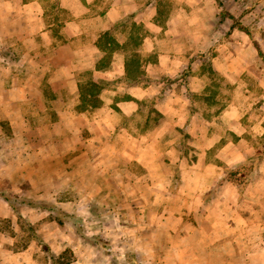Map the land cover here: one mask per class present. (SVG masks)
<instances>
[{"label": "crops", "instance_id": "1", "mask_svg": "<svg viewBox=\"0 0 264 264\" xmlns=\"http://www.w3.org/2000/svg\"><path fill=\"white\" fill-rule=\"evenodd\" d=\"M174 1L161 16L158 0H0V132L20 143L19 154L0 150L8 183L0 191L17 181L48 184L45 168L59 179V145L83 140L138 161L153 191L170 193L172 171L158 145L175 142L167 139L179 129L196 145L177 158V191L196 226L159 264H264V64L246 30L220 23L215 0ZM133 53L137 82L127 78ZM210 69L225 94H216ZM88 80L102 86L101 101L82 109L80 83ZM35 142L43 146L29 152ZM252 160L247 174L235 171ZM5 201L0 195L2 211ZM7 236L0 232V264L23 262L30 247L11 255ZM149 247L158 264L161 253Z\"/></svg>", "mask_w": 264, "mask_h": 264}, {"label": "rangeland", "instance_id": "2", "mask_svg": "<svg viewBox=\"0 0 264 264\" xmlns=\"http://www.w3.org/2000/svg\"><path fill=\"white\" fill-rule=\"evenodd\" d=\"M158 1L161 16L176 7L174 0ZM215 7L220 23L236 26L250 34L258 48L259 60L264 64V0H215ZM210 76L217 79L219 88L216 94H225L228 89L222 84V79L211 69ZM218 101L221 108L226 103L220 97ZM152 106L153 103H148L143 107L151 114ZM33 107L31 103L30 110ZM155 117L159 119L157 115ZM1 123L4 124L2 120ZM155 130L154 127L148 128L149 132ZM184 133L174 129L167 140L175 142L158 145L162 158L166 159L172 171L170 186L174 191L170 193L153 191L152 178L144 173L146 169L127 156L118 158L113 147H90L84 145L83 140L70 145L61 143L59 147L62 153H66V158L60 161L59 179L56 172L45 168L48 184L32 186L31 183L17 181L15 190H6L21 214L7 201L4 202L6 207L0 210V232L8 236L7 240L2 239L3 244L13 250L11 255L30 247V255L21 256L19 260L24 261L19 264H51V253L63 255L66 264H150L155 256L150 257L152 249L149 250V246L161 253L156 256V263L167 262L163 255L165 250L174 249L181 242L180 234L192 231L196 226L189 209L182 206L185 203L182 194L177 191L180 183L177 158L183 152L194 155L196 150L190 133L185 134L188 143H178ZM39 146L43 145L29 143L28 151H38ZM19 149L20 143L15 142L7 131L0 132V150L3 153L14 151L19 154ZM45 153H48L47 148ZM254 162H241L234 169L247 174ZM56 163L57 159L48 160L45 165L51 168ZM239 178L244 181L246 176L241 174ZM0 180V187L7 186L8 183L2 181L4 177ZM213 189L206 193V199L213 196ZM26 200L47 201L67 211H77L84 217L87 232L102 235L111 249L105 250L84 240L69 222L59 224L48 210L28 205Z\"/></svg>", "mask_w": 264, "mask_h": 264}, {"label": "trees", "instance_id": "3", "mask_svg": "<svg viewBox=\"0 0 264 264\" xmlns=\"http://www.w3.org/2000/svg\"><path fill=\"white\" fill-rule=\"evenodd\" d=\"M106 36H108L106 34ZM108 39H111L108 37ZM140 62L136 53H133L132 60L127 64V78L131 79L132 82H137L138 74H140ZM102 86L93 80H88L87 82L80 83V103L78 105L79 108L85 109L88 105L97 106L100 104V91ZM0 195H2L8 202L12 205V207L18 212V205L14 202L10 195H8L7 191H0ZM25 203L28 205L39 207L41 209L48 210L53 218L59 224H65L69 222L75 229V232L78 236L83 238L84 240L99 246L105 250H110L109 242L102 235H90L87 232L86 225L84 223V217L77 211H67L60 206L55 205L54 203H50L47 201H36V200H26ZM137 257V255H135ZM130 257V255H129ZM51 264H66L63 261V255L57 256L54 253L50 254ZM117 260V259H116ZM135 264V263H132Z\"/></svg>", "mask_w": 264, "mask_h": 264}]
</instances>
